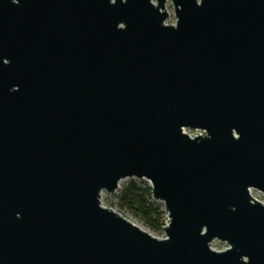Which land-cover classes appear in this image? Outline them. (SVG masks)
<instances>
[{
	"label": "water",
	"instance_id": "1",
	"mask_svg": "<svg viewBox=\"0 0 264 264\" xmlns=\"http://www.w3.org/2000/svg\"><path fill=\"white\" fill-rule=\"evenodd\" d=\"M166 1L0 0V264H264V0Z\"/></svg>",
	"mask_w": 264,
	"mask_h": 264
},
{
	"label": "rangeland",
	"instance_id": "2",
	"mask_svg": "<svg viewBox=\"0 0 264 264\" xmlns=\"http://www.w3.org/2000/svg\"><path fill=\"white\" fill-rule=\"evenodd\" d=\"M166 10L168 12V17L166 18L165 22L167 24H175L176 16L174 13V8H173V4L171 0L166 1ZM130 181H133L140 186H150L149 180L144 179V178L139 179V178H134V177H128V178L122 179L119 183V188H117L115 192L110 193L105 190L102 191V204L112 207L113 209L121 213L122 215H129L141 228L150 229L152 234L165 237V233L163 229L164 223L162 221L166 218L167 212L165 210L164 203L162 201L155 200L154 198L151 197V201L155 203V207L160 212V215L162 218L160 225L157 227L149 226L148 223H145L142 219L135 216L127 207L119 206L118 195L120 193V190L124 185L128 184ZM252 194L256 198H260V200L264 202V193H260L257 190H253ZM213 246L214 248L228 247L225 242H221V241H216Z\"/></svg>",
	"mask_w": 264,
	"mask_h": 264
},
{
	"label": "trees",
	"instance_id": "3",
	"mask_svg": "<svg viewBox=\"0 0 264 264\" xmlns=\"http://www.w3.org/2000/svg\"><path fill=\"white\" fill-rule=\"evenodd\" d=\"M151 197V186H140L130 181L121 188L118 204L120 207H127L149 226L157 227L162 218L155 207V203L151 201Z\"/></svg>",
	"mask_w": 264,
	"mask_h": 264
},
{
	"label": "built area",
	"instance_id": "4",
	"mask_svg": "<svg viewBox=\"0 0 264 264\" xmlns=\"http://www.w3.org/2000/svg\"><path fill=\"white\" fill-rule=\"evenodd\" d=\"M185 130H187V131H190V132H192V133H194V134H196V133H200V132H204V130H202V129H185ZM251 190V193H252V191L253 190H257V189H250ZM258 192H260V193H263V192H261V191H259V190H257ZM253 195V194H252ZM257 199H259L260 200V198H257ZM261 201V200H260ZM262 202V201H261ZM264 203V202H263ZM216 241H219V240H214L212 243H211V246L214 248V243L216 242Z\"/></svg>",
	"mask_w": 264,
	"mask_h": 264
}]
</instances>
